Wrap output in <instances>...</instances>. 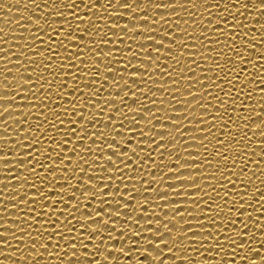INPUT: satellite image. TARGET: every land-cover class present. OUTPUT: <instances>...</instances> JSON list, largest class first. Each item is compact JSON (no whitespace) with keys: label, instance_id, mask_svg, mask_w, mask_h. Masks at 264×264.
Wrapping results in <instances>:
<instances>
[{"label":"bare ground","instance_id":"obj_1","mask_svg":"<svg viewBox=\"0 0 264 264\" xmlns=\"http://www.w3.org/2000/svg\"><path fill=\"white\" fill-rule=\"evenodd\" d=\"M52 2L53 0H47V4L45 0H0V29H2L0 37H3V40H0V48H8V52H0V57L8 55L9 61L14 62L19 58V52L26 51L24 45L27 44L30 49L32 48V52L28 51V57H25V62H27L29 57L36 61V66L29 63L26 64L25 67L10 62L7 64V67L11 69L12 72L4 73L0 71V81L8 84V89L5 90L6 85L0 83V95L11 96L17 93V99L15 101H0V104L10 109L0 116V136L5 137V141H0V143H4V149L0 150V155L15 154L19 147L17 138L22 140L24 142V148H27L29 146L28 140L31 139V137H28L29 131L39 136L35 127H24V124H41L40 120H36V116H40L42 119L47 117V119L51 121L53 119V111L59 113L67 109V111L71 113L73 110V103L77 109H86L82 112L85 117L84 121H80L79 116L60 117V119L64 121V128L62 131H67L72 126L73 121L78 125L77 132L79 135L71 136L68 140V148L63 149L64 154L73 160L72 165H67V161L61 163V161L56 160V153L52 152L54 151L52 148H55L57 151L62 149V145L53 144L50 139L53 136L57 139H62L60 133L49 131V139H42L40 142L41 146L37 149V151L42 153L39 159L43 161V163L48 162L44 161L45 156L48 152H51L52 161L58 166V170L51 173L52 183L44 185L41 191L45 194L52 191L67 193L63 199L72 205L71 211L74 213L76 220L82 222L77 225L76 220L72 221L69 227L73 233L77 235L81 234L77 232V228L83 230L85 224L88 225V232L98 227L97 224L90 223L92 217L85 214V208H87L88 212L93 214V217L96 216L100 207L105 208V212L100 215L103 216V220L107 221L110 226L108 228H103L104 245H100V235L92 237L93 243L86 240L83 241L84 244L88 245L86 249L80 248V241L67 242L69 244L75 242L77 243V248H79L77 250V256L74 258L75 264H104L105 257H107V264H152L151 257L143 254L144 248H149L148 251L153 257L156 256V253L152 251L149 245H145L143 241L138 242L140 244V253L133 251L131 253V260L127 257L129 255V248L134 242L131 233L140 230L136 228L133 221L138 220L140 225H145V220L140 219L141 213H143L145 217L152 216V222L155 223V219H163V216L159 215L161 212L170 217L176 215L174 211L179 207L180 209L177 211H181L180 214L184 215V221H181L180 217L176 216L177 221L169 222L165 220L164 222L168 223L169 227L175 225V228L178 229L181 227V230H183V227H188L186 222L194 225L197 223V221L191 220L193 217L189 215V212L192 211L193 199H200L201 197H203L201 202L200 200L195 201V203L200 204L197 206V211L191 213V215L199 216L208 213L212 216H216L217 221H223L225 225V227L221 228V232L227 231L228 221L225 219V216L230 215L233 219L242 216L243 218L241 217L240 219H244L248 223V228L245 229V231H248L247 235L249 240L248 244L244 246L245 251L243 253L238 251L235 257L232 256L230 249H226V251H228L227 255H224V252L218 254L217 250L212 247V245H209L208 241L202 242L204 247H200L199 244L186 246V250L182 251L180 254L189 255L188 264H225V262L226 264H244V256L249 257L248 264H264V247H261V244L264 243V157H262L264 156V148L260 146L264 145V136L256 134L259 133L260 128H264V120H261L264 119V47L260 46V44L264 42V36H262V33H264V10L253 8L251 6V0H243V2L249 4V7L247 9H241L239 12L235 11L239 6L237 0H207L206 3L205 0H197L195 5L196 8H192L193 5L191 4V0H148L149 7L145 11L136 9L137 11L132 13L122 12V16L119 17V19L112 17L113 20H108V18L105 17V21L108 24H116L117 26L127 25L131 29L132 25L137 23L138 29H146L147 26H149L147 21L130 20L129 18L131 15L136 17L148 15L149 19L151 17L152 19H159V15H165V21H161L159 25H152L153 27L160 28V33H156L157 36L155 39L157 43L162 41L165 47L156 49L155 45L149 44L143 51L145 53L152 52L151 57L145 55L132 60V52H138V45L146 43V38L144 36H134L133 38L136 40L134 41L129 39V36L137 35L136 33H129L126 35L123 32H119L118 35H113L112 32H109L97 21V26L102 30L101 34L107 32V38L102 41L101 34H97L96 28L91 27L90 23H80L77 28V22L72 21L68 12V9L73 6L72 0H64L63 3H60V0H55L57 3L55 6H52ZM97 2L100 3L101 0H97ZM257 2H259V0H257ZM76 3L79 4V0H76ZM114 3L115 0H113V4ZM167 3H175L177 7L167 9H154L152 7L154 4ZM226 3L228 4V8L225 12L224 6ZM206 9H208V11ZM49 10L53 12V15L47 12ZM113 10L116 9L109 8L108 11L96 12L95 15L107 16L109 12ZM76 11L82 15L85 9L83 5H80L77 7ZM120 11L125 10L120 9ZM58 12H64L67 20H60L57 16ZM153 12H156L157 15L153 16ZM222 12H225L224 16H221ZM41 13H45V15L41 17ZM189 13L193 15H189ZM232 15L241 19L246 27L237 28L239 35H232L229 33L231 38L225 40L224 33L233 26L231 24L233 22ZM37 18L41 19L39 20L40 25L47 28L48 26L45 24V21H47L50 25L52 24V28H56L57 31L53 32L52 28H48L47 33H45L43 29L38 31V26L36 27L35 24L30 22V20L36 21ZM82 18L88 19L83 17V15ZM219 18L226 19L229 23L226 25L225 29L218 33L221 44L216 43L217 36L213 35L211 31L214 27L212 22L215 21V23H219ZM90 19L95 21L96 17L93 16ZM177 20H179V24H176ZM61 24L64 25L63 29L59 27ZM172 27H180L176 29L178 33L177 36H174L171 32L173 31ZM217 27L221 26L217 25ZM70 29H75V34L71 39H65L64 37ZM182 29L187 30L188 36H180L179 32ZM112 31L120 30L112 29ZM205 32H207V35L210 37L209 41L204 42V44L208 45L207 49H205L204 45L201 43V39ZM33 33H35V37H33ZM140 34L151 35L152 33ZM245 34H247L248 37H244ZM165 35L169 38L176 39V45L171 44V39H162ZM250 37H255V40H251ZM40 38L44 43L40 42ZM50 38L56 40L53 49L58 51L59 55H57L49 65V68L52 70L48 71L44 69L40 62L45 56L49 55L47 48L48 45L52 43ZM242 38L249 39V45L253 43L256 45L255 52H251L248 48L240 49L245 57L243 61L240 56H237L236 53L231 50L233 45L239 47L240 44L243 43ZM73 40L78 41V43H73ZM4 41L8 43H4ZM61 41L64 47H60ZM182 43L187 44V47H181L180 45ZM102 44H106L107 47L99 48ZM116 45H119V47H116ZM93 46L97 53L95 58H93L92 53L89 51V47ZM129 46L131 48H128ZM169 47L172 48L171 53L167 51ZM109 48L113 49V54L116 56V61L118 62H115L114 66L111 68L114 74L108 75L109 69L106 68V64L108 63L106 56ZM41 49H43V51H41ZM120 49H124L123 53H121ZM213 49L215 50L213 51ZM157 51L159 53V58H157ZM69 52L73 53L74 68L73 63L65 61V57ZM76 52H80L79 59L74 55ZM9 53H12V55H9ZM33 53L36 54L33 55ZM169 55H171L172 59H166ZM229 56L235 59V64L228 65L232 68V72L229 73V79L233 81L238 79L240 81L235 87L231 88L226 82L224 83L225 92L236 94L234 105L231 103V98L225 96V93L221 92L219 88L215 86L223 81L225 75V73L221 72L215 65L219 62L223 67L225 60H227ZM193 57L200 67H196V63H194L192 59ZM147 59H151L152 63H146ZM81 60L86 63L82 64ZM177 60L180 61L179 64L176 63ZM128 61H130V64L127 63ZM62 62L64 66L63 72L60 69ZM4 63L3 60H0V69L4 67ZM157 65H168L165 70L170 73L173 78L183 77L178 89L176 85L173 84L172 80H167L165 76L161 75L160 71H156ZM15 67H20V69L17 70ZM85 67L87 71L82 72L81 70ZM133 67L148 70L143 72V74L136 73L137 78H141V75L143 77L139 84H134L132 82L131 75ZM189 68L195 71V76H192L193 73L188 71ZM68 69H72V71H68ZM241 69L244 70L241 71ZM153 73L155 74L152 75ZM217 73H219V79H217ZM76 74H79L81 79L79 81V91L74 93L73 89L76 87ZM29 75L32 77L31 81L27 80ZM4 76H8V80H4ZM13 76H15V78ZM38 76H43L47 80V83H45V80L37 79ZM105 77L109 81V84H103V79ZM121 77H123V79ZM149 77L151 78L149 79ZM93 79H95L93 87H86L85 85L93 83ZM144 80H147L146 84ZM190 80L200 81L198 84L191 85V92L193 95H197L201 98L200 103H203L209 109V112H205L204 109L199 106L197 100H194L196 98L189 95L188 82ZM117 81L118 83H116ZM25 82L33 86V91L40 97L39 100H36L32 92L27 88H16V85H21ZM60 83H66L67 88L61 90L59 88ZM245 83L247 84L246 89L244 88ZM125 84L131 85L132 91L137 88H139V91L133 96L128 88H126L127 86L124 87ZM201 85L206 87H202ZM41 86L45 90L51 86V94L47 91L40 92L39 89ZM161 87L165 90L160 89V91H155L156 88ZM97 90H99L98 98L90 97L92 93ZM61 91L63 98L58 95ZM207 92H211L212 95H207ZM81 93H83V96H81ZM217 94L224 100V109L226 110L219 111V115L224 119H217L215 121L217 128L212 129L214 134L205 139L204 136L208 132V128L205 127V124L212 118V115L218 111L216 106L219 105V101L215 99ZM21 95L23 99H21ZM174 96L175 99H173ZM120 97H125L127 103L126 105L123 103L119 105L120 111L115 113L116 118L114 117L115 120L112 125H108L107 121L110 115L114 116V114H112V109L117 107V105H112L111 108H106L107 105H105L104 113L100 114L98 108H90L87 103V99H97L99 103L102 102L103 99H116L119 101ZM133 99L137 100L136 104H133ZM152 100H155V105L151 103ZM41 101H46L47 109L50 110L42 108L40 106ZM9 103L12 105H8ZM141 103H143L145 107L141 108ZM33 104L36 106H33ZM129 109H131V111H129ZM137 110L148 117L155 114L157 118L161 119L152 121V123L155 124V129H153L151 125H148L147 120L142 119L141 114H134ZM0 111H3V109L0 108ZM125 112H128L127 118L122 117V113ZM23 115H25L24 119H28L27 121H23ZM133 115L135 116L133 117ZM185 115L187 116L186 119L183 118ZM228 115H232L233 119L228 120ZM241 115L244 117L251 116L252 118L248 119V121L238 119ZM93 116H97L98 121L95 127L87 123ZM17 118L22 121L20 125H17L18 121L15 120ZM133 118L139 121L146 135L156 136L158 140L164 139V143H166L165 146L159 151H156L155 145L150 141L155 139V137H149L150 140L144 141L145 145L141 147H145V151H140L135 145H131L130 147L135 148L138 156L141 158L137 163H144L143 158L146 156V152L149 148H152L150 151L152 152L155 163L148 161L147 164H150L151 167L145 165L141 170L136 168V164H128L125 169L124 184H121L119 173L116 172V169L113 168L112 165L107 164V157L111 155V153L105 149V155L101 158L102 165L107 167L109 173H113L114 175L109 177V173L105 172H99L97 175L98 180L103 181L102 186L105 189H110V191H107L98 199L89 200L88 197L92 195V192H87V195H81V192L85 191V184L89 183L88 176L92 174V169H88V175L84 176L85 184L78 185L79 172L76 173L75 178L72 176V173L77 167L76 161L79 157L72 156L71 149L76 148L77 151L83 149L84 146L78 144L80 136L85 137V144L91 145L94 152L97 151V146L91 144V139L87 138L85 133L81 131V126H86L89 131L97 132V135H100V132L103 131L105 136L108 137H105L107 142L111 143L112 137H115L119 144L122 145L127 137L134 140L143 139V137L131 135L133 131H139V129L134 128L136 125L130 123ZM201 120H203V123H199ZM4 121H7V123L5 124ZM121 122H123V128L120 127ZM245 122L247 124H245ZM173 124H182L183 127L178 130L173 127ZM225 124H227L228 127L225 128ZM73 127H75V125H73ZM113 128L125 132L126 135H116ZM189 128L192 130L186 131ZM41 130H48V124H41ZM181 131H183V137L180 135ZM160 132H164L165 135L163 137L159 136L158 134ZM244 133H247L245 139L243 138ZM217 136H223L225 144H227L228 147L217 146ZM173 138L176 139L175 144L170 142ZM97 139H102V137L98 136ZM13 143H17V147H12L11 145ZM97 143H99V141H97ZM201 143L206 146V149L200 146ZM245 144H248V148L246 149L242 147V145ZM112 147L118 148L119 145H112ZM24 148L18 150L19 155H24ZM123 150L127 149H120L121 152H123ZM217 151H228V161L225 162L215 156L214 154ZM241 151H247L248 153L247 158L244 160L247 166L241 169V171L245 173L241 175V177H236V174H239L241 166V160L236 158L240 155L239 153ZM160 152H162L161 156ZM253 152H255V155H253ZM128 155L130 156L131 153L129 152ZM204 157L210 161V165L203 164ZM25 159H27L26 156ZM87 159L91 161L94 157H87ZM133 159L135 160L136 158L133 157ZM145 159H147V157ZM178 159L181 169L173 170L183 171L181 173L183 174V176L180 177L181 179H190L192 176L198 177L199 186L204 187L205 191L210 194L212 199H208L207 196L204 197L203 192H196L194 189L197 185L179 184V179L175 176L178 174L171 173L168 168L175 167V163ZM233 159H236V167L232 165ZM248 159L257 161L260 166L256 167L255 164L249 163L247 161ZM17 160L18 156H14L11 165L3 164L10 163V161H0V189H3V193L0 194V203L4 206V209L0 207V215L3 217L0 219V224L5 223L13 227H15V224H19L20 227L23 228L25 223L16 220L21 214L20 210L13 209V205H11V203H16V201H4L3 196L18 194L17 192H9L17 185V181L12 179V175L14 174H20L21 177L25 175L28 176L29 184L17 185L16 190L20 192L21 198H23L22 195L25 189L28 188L29 200L38 196V193L33 192L29 185L32 183L42 184L43 180L42 177H33L27 172H21V168L25 166L20 165L16 167ZM112 160L117 164L120 163L116 156H112ZM161 160L163 164H161ZM185 160H196L197 164L188 165L185 164ZM128 162L131 163V161ZM187 162L191 163L192 161ZM33 163H35V161H33ZM45 166L47 167V165ZM65 166L69 169L67 173L60 171ZM122 166L123 165H121V167ZM8 167H12L13 172L6 174L4 169ZM80 167L87 168L88 165L81 164ZM197 168H199V172H197ZM129 169L131 171H129ZM184 169L190 170L184 171ZM217 169H220V171H217ZM37 170H39V166H37ZM221 172H225L236 185L235 188H233L231 184H227V189H224L223 196L225 200H228V204L224 212L217 215L219 212L217 205L225 207L223 200L216 197V191H221V188L216 187L218 181L223 179ZM65 177H68V183L64 184V187L61 188L60 184L64 183ZM128 177H134L132 183H128ZM141 177L145 180L148 179L149 182L155 179L156 181L148 186L156 187L159 191L155 192L149 189V192L145 193L143 188L147 187V185L143 187L140 185L139 180ZM241 181L248 186L246 190H242ZM90 183L98 185V181H90ZM185 183L188 182L185 181ZM170 184H176L183 190L180 196L175 195L173 189L169 187ZM208 184L210 187H207ZM99 186L100 185H98V187ZM125 186L129 189L135 188V191H139L140 194L136 195L135 191L126 192L124 190ZM77 187L80 188V191L76 190ZM117 188L120 189L119 193L116 191ZM213 188H216V191H213ZM160 191H167L169 195L162 200L159 196L163 195V193ZM235 193L239 194L233 195ZM73 194L77 199L68 201V196ZM120 195L125 197L124 201L119 200ZM133 196H135L133 203H127V201L132 200ZM113 197H115V199H113ZM241 197H243L244 200H241ZM61 198L60 196H49L53 205ZM102 200H107V203L102 204ZM164 200H170L172 203L165 204ZM233 200L236 201V204H233ZM41 203L42 201L37 200L35 204L29 205V208L36 211L38 215H43L40 210ZM117 203L122 204L123 207L118 209L116 207ZM78 204L80 211H76V206ZM109 204L112 205L111 208L108 207ZM142 204L145 206L142 207ZM238 204H241L243 208L241 211L237 210L236 205ZM147 205L150 206L148 207ZM249 205L252 207H249ZM20 207L25 212L29 210L23 205ZM45 207L50 213L54 212L50 218L51 220H57L58 217L57 227L67 232L68 228L65 227V224L67 223L66 215L69 209L65 208L63 204L56 206L54 210L47 204H45ZM227 209H231V212H228ZM60 211H64L66 215L59 216ZM108 212H112L113 214L118 212L120 218L116 219L113 217L112 220H109L107 215ZM153 213L156 215H153ZM249 215L252 217L251 220L248 219ZM48 219V217H45V220ZM44 223L45 221H41L42 225ZM203 223L208 225L209 221L205 219ZM237 223H239V221H237ZM229 226L239 228V224H230ZM100 227H102V224ZM0 231L15 232L17 238L24 235V233L16 231L15 228L5 227L0 228ZM201 231H203V229H201ZM212 231H215V229H212ZM236 231H240V229H236ZM122 232L124 233L123 235H121ZM109 233L111 239H109ZM83 234L87 236V233ZM5 235H9V237L0 236V240L7 239L9 244L7 247L0 246V253H3L0 255V264H62V261L63 264H68V252H61V248L67 247L64 241H60V247H57L55 245L56 238L53 237L54 244L48 242L49 247L45 249L40 247L42 241L38 239L20 241L11 238L9 233H5ZM173 235H178L176 229H173ZM189 235H191V233H189ZM219 235L221 236L220 243L223 246L224 233H219ZM144 236L153 238L149 233H144ZM24 239L27 238L24 237ZM193 239L204 240L211 239V237H206L205 235L203 237H193ZM157 243H159V241H157ZM213 243H215V241H213ZM32 244H35L36 247L33 248ZM96 246L100 248L96 249ZM162 249L163 245L161 244V249H157L156 251L159 252ZM250 249L259 251V253H254V251ZM121 250H123L124 254H121ZM84 251L88 253L84 254ZM96 251H100L99 257L95 255ZM109 251L113 252L111 253L112 256L108 255ZM168 251V249H164V264H181L179 260L175 262L172 260V258H175V253L178 249H174L171 254H168ZM12 252H15L16 255L13 256L11 254ZM53 252L59 254V259L49 255V253ZM156 264H158V262H156Z\"/></svg>","mask_w":264,"mask_h":264},{"label":"snow or ice","instance_id":"obj_2","mask_svg":"<svg viewBox=\"0 0 264 264\" xmlns=\"http://www.w3.org/2000/svg\"><path fill=\"white\" fill-rule=\"evenodd\" d=\"M64 0H60V3H63ZM207 2V0H205V3ZM45 3L47 4V0H45ZM197 3V0H191V4L193 5L192 8H196L195 5ZM238 3V7L235 9L236 12H239L241 9H247L249 7L248 3L243 2V0H237ZM57 3L55 2V0H53L52 2V6H55ZM72 7L68 9V12L71 16L72 21L77 22V28L79 26L80 23H90L91 27L96 28V32L97 34H101V28L97 26V21H99V24H102L104 28H106L109 32H112L113 35H118L119 32H123L126 35H128L129 33H136L137 35H133V36H129V39H132L134 41H136L133 37L134 36H144L146 38V43H142L138 45V49L139 51H129L132 52L131 55V59L135 60L138 59L140 57H143L145 55H147V57H151L152 56V52H147L145 53L143 50L146 49L148 47L149 44L155 45L156 49L159 48H163L165 47V45L163 44V42H159L157 43L155 37L157 36L156 33H160V28L159 27H153L152 25H159L161 23V21H165V15H159V19H152V17L149 19L148 15H143L140 17H136L131 15V17L129 18L130 20H140V21H147L149 26H147L146 29H138L137 28V23H134L132 25V28L130 29L127 25L124 26H117L116 24H108L105 21V17L108 18V20H113L112 17H116L117 19H119V17H121V13H132V12H136V9H140L139 11H145L148 7H149V2L148 0H115V3L113 4V0H101L100 3L97 2V0H79V4L76 3V0H72ZM80 5H83L85 11L83 12V17H86L88 19H83L82 15L80 13H78L76 11L77 7H79ZM143 6V7H142ZM251 6L253 8H258L261 10H264V0H259V2H257V0H251ZM152 7L154 9H167V8H175L177 7V4L175 3H167V4H154L152 5ZM182 7V5H181ZM225 12L227 11L228 8V4H225ZM109 8H114L116 10H113L111 12H109V14L107 16H96L95 13L96 12H105L108 11ZM120 9H123L125 11H120ZM208 11V9H206ZM48 13H51L53 15V12L51 10L47 11ZM225 12L221 13V16L225 15ZM175 14V13H174ZM45 15V13H41V17H43ZM157 15L156 12H153V16ZM167 15V14H166ZM189 15H193L192 13H189ZM57 16L59 17L60 20H67V18H65L66 16L64 15V12H58ZM95 16L96 20L93 21L90 18ZM39 20L38 19L36 21H31V23L35 24L37 27V30H41L43 29L45 33L48 32V28H52V24L50 25L47 21H45V24L48 26L47 28H45L44 26L39 24ZM219 23H215V21L212 22V24H214L213 29L211 30L213 35L217 36L216 39V43L217 44H221V41L219 39L218 33L221 32V30L225 29L226 25L229 24L227 22L226 19H220ZM232 27L229 28L227 30V32L224 33L225 35V40L231 38L229 33H231L232 35H239V33L237 32V28H244L246 27V25H244L243 21H241V19H238L235 15H232ZM142 24V23H141ZM176 24H179V20L176 21ZM144 25V24H143ZM217 25H220L221 27H217ZM60 29L64 28V25L61 24ZM173 31H171L174 36H177V32L176 29L180 28V27H172ZM112 29H117L120 31H112ZM126 30V31H123ZM53 32H56L57 29L56 28H52ZM75 29H70L67 33V35L64 37L65 39H71V37L75 34ZM0 32H2V29H0ZM140 33H152L151 35H142ZM180 36H188V32L186 29H182L179 32ZM47 35V34H45ZM262 36H264V33H262ZM33 37H35V33H33ZM244 37H248L247 34L244 35ZM107 38V32H104L103 34H101V40H105ZM171 39V44L172 45H176V39L174 38H169L167 35L163 36L162 39ZM52 40V43L48 45L47 51L49 52L48 56H45L44 59L40 62L45 70L51 71L52 69L49 68V65L52 63V61L55 59V57L57 55H59L58 51L53 49V45H55L56 40H53L52 38H50ZM210 37L207 35V32H205V34L203 35L202 39H201V43L204 45L205 49H207L208 45L204 44L205 41H209ZM243 39V38H242ZM251 40H255V37H250ZM0 40H3V37H0ZM34 42V40H33ZM40 42L44 43V41L40 38ZM73 43H78V41L73 40ZM4 43H8L7 41H4ZM181 47H187V44L182 43L180 45ZM261 47H264V42H262L260 44ZM60 47H64L63 42L61 41L60 43ZM104 48L107 47L106 44H102L99 46V48ZM116 47H119V45H116ZM24 48L26 49V51H22L19 52V58H17L14 62L13 61H9V56H2L0 57V60H3L4 63V67L2 69H0V71L2 72H12L11 69H9L7 67L8 63H14L15 65H20L22 67H25L26 64H31L33 66H36V61L34 59H31L29 57V59H27V62H25V57H28V51L32 52V48L30 49L28 47L27 44L24 45ZM128 48H131L130 46ZM243 48H248L251 52H255L256 51V45L253 43L251 45H249V39H243V43L240 44L239 47H237L236 45H233L231 50L233 52L236 53L237 56L241 57V60L243 61L245 59L243 52L240 49ZM215 49H213L214 51ZM41 51H43V49H41ZM67 51V49H66ZM89 51L92 53L93 58L96 57L97 53H96V49L95 47H89ZM121 53H123L124 49H120ZM168 53L172 52V48L169 47L167 49ZM0 52H8V48H0ZM102 52V51H101ZM36 53H33V55H35ZM9 55H12V53H9ZM74 55L79 59L80 58V52H76L74 53ZM227 55V54H225ZM157 58H159V53L157 51ZM106 59L108 61V63L106 64V68L109 69L108 71V75L109 74H114L111 71V68L114 66L116 61V56L113 54V49L109 48L108 49V53L106 56ZM166 59H172L171 55L167 56ZM193 62L196 63V67H200L199 64H197V62H195V58L193 57ZM65 61L68 63H73V68L75 67V64L73 62V53L69 52V54L65 57ZM103 62V61H102ZM82 64H85L86 62H84L83 60H81ZM127 63L130 64V61H128ZM146 63L151 64L152 60L151 59H147ZM177 64L180 63L179 60L176 61ZM229 64H235V59L234 57L229 56L227 60H225L224 62V66L222 67L219 62L216 63L215 67L219 68L221 72H224V78L223 81L220 84L215 85L217 88H219V90L221 92L225 93V96H229L231 98V103L234 105L235 104V93H230V92H225L224 89V83L226 82L228 84V86L231 87H235L236 84L240 83V81L238 79H236L235 81H233L232 79H229V73L232 72V68H230L228 65ZM168 65H157L156 67V71H160L162 76H165L167 78V80H172L173 84L176 85L177 89L179 88V84L181 82V80L183 79V77L180 78H173L171 76L170 73H168L165 69H167ZM15 69L19 70L20 67H15ZM61 71H64V66H63V62L60 66ZM127 70V69H125ZM244 69H241V71H243ZM68 71H72V69H68ZM82 72H86L87 68H83L81 70ZM148 71L147 69H141V68H137V67H133L132 68V75H131V79L132 82L134 84H139L141 83V79L143 78L141 75V78H137L136 73H141L143 74V72ZM189 72L193 73L192 76H195L196 73L192 68L188 69ZM155 73H153L152 75H154ZM217 75V79H219V73L216 74ZM15 78V76H13ZM123 79V77H121ZM151 77H149L150 79ZM37 79L39 80H45V83H47V80L43 77V76H38ZM81 79V76L79 74H76V87L73 89V92H78L79 91V81ZM4 80H8V76H4ZM27 80L31 81L32 77L29 75L27 77ZM94 81L95 79H93V83L92 84H87L85 85L88 88H92L94 85ZM167 82V81H165ZM0 83H3L2 81H0ZM118 83V81L116 82ZM144 83H147V80H144ZM200 83L199 80H190L188 82V86H189V95H191L192 97H195L197 100V102L199 103V106L201 108L204 109L205 112H209V109L203 104L200 103L201 98L197 95H193L191 92V85L192 84H198ZM6 85L5 90L8 89V84L3 83ZM103 84H109V81L107 80V78L105 77L103 79ZM127 86L126 88H128V90L132 93L133 96L136 95V93L139 91V88L134 89V91H132L133 89L131 88V85L125 84L124 87ZM202 87H206L204 85H201ZM16 88H27L30 92H32L33 97L36 100H39L40 97L36 95V92L33 91V86L27 82H25L24 84L21 85H16ZM59 88L61 90L66 89L67 88V84L66 83H60ZM244 88H247V84H244ZM160 89H164V88H156L155 91H160ZM40 92H44L47 91L49 94H51V86H49V88L47 90H45L42 86L40 87ZM165 90V89H164ZM153 91V90H152ZM153 91V92H155ZM98 93L99 90L95 91L92 93V95L90 97H94V98H98ZM178 93V92H176ZM141 94H145V93H141ZM58 95L62 97V91L60 93H58ZM207 95H212L211 92H207ZM250 95V93H249ZM81 96H83V93H81ZM17 99V93L11 95V96H4V95H0V101H5V100H10V101H15ZM21 99H23V96L21 95ZM173 99H175V96L173 97ZM215 99L219 101V105H217L216 107L218 108L217 113L212 115V118L209 119L207 121V123L205 124V127L208 128V132L207 134L204 136L205 139H207L208 137H210L211 135H213V131L212 129L217 128V125L215 123V121L217 119H221L223 120L224 118L221 117L219 115V111L220 110H226L224 109V100L220 98V96L217 94L215 96ZM87 103L88 106L90 108H98L100 110V114L104 113V109H105V105H107L106 108H111L112 105H117V107H115L114 109H112V114L108 117V125L113 123V121L115 120V113L120 111V104H125L126 105V101H125V97H120L119 101L116 99H103L102 102H97V99H87ZM137 100L133 99V104H136ZM151 103L153 105H155V100H152ZM163 103V102H162ZM8 105H12V104H8ZM33 106H36L35 104H33ZM40 106L42 108H45V110H50L47 109V102L46 101H41ZM141 108L145 107V105L143 103H141L140 105ZM0 108L3 109V111H0V116H2L4 113L8 112L10 109L8 107H6L3 104H0ZM86 110V109H77L75 107V104L73 103V110L71 113H69L67 111V109H64L63 112H54L53 111V119L51 121H49L47 119V117H44L43 119L40 116H36V120H40L41 124L47 123L48 124V130H41V124H34V125H27L24 124V127H35L36 131L39 133V136H36L33 132L29 131L28 132V137H31V139L28 140V147L24 148V142L22 140H20L19 138H17L19 147L18 150L21 148H24V155H19L18 150L15 154L13 155H0V161H10V163H3L5 165H11L13 163V157L14 156H18V160L16 163V167H19L20 165H24V168H21V172H27L29 175H32L33 177L39 176L42 177L43 183L42 184H36V183H32L31 185H29L30 189L33 192L38 193L37 197H33L32 200L28 199V188L25 189L24 194L22 195L23 198H21V194L18 190H16V186L20 185V184H24V185H28L29 181H28V176L25 175L23 177H21V175H12V179L17 181V185L14 186L12 188V190H10L9 192H17V195H13V196H3V200L4 201H16V203H11V205H13V209H18L20 210V215L16 218L17 221H20L22 223H25V226L23 228L20 227L19 224H15L13 227L12 225H7V224H0V228H5V227H9V228H15L16 231L22 232L24 233V235H21L20 237H16V233L15 232H8V231H0V236L3 237H9V235H5V233H9L11 238L14 239H18L20 241H24V240H30V239H38L40 241H42V243L40 244V247L47 249L49 247V243L48 242H52L53 243V237L56 238V243L55 245L57 247H60V241H64L67 244L66 248H61V252L67 251L68 252V264H75L74 262V258L77 256V250L79 248H77V243L73 242V243H67L68 241H80L79 245L80 248H87L88 245L84 244L83 241H89L90 243H93V239L92 237H95L97 235H100V245H104L105 244V239L103 236V228H108L110 225L107 221L103 220V216L100 215L101 213L105 212V208L104 207H100L97 211V214L95 217H93V214L91 212H88L87 208H85V214L89 217H92L90 220L91 224H97L98 227L95 229H92L91 232H88V225L85 224L83 230L77 228V232H80L81 234L77 235L75 233L72 232L71 228L69 227V225L72 224L73 220H76V217L74 215V213L71 211L72 209V205L68 202H66L63 197L67 195L66 192H58V191H52L48 194H45L44 192L41 191V189L44 187V185L52 183V177H51V173L52 172H56L58 170V166L52 161V154L51 152H48L47 155L45 156V160L44 161H48L47 163H43V161H41L39 159L40 155H42V153H40L39 151H37V149L40 148L41 144V140L42 139H49L48 136V132L49 131H55L57 133H60L62 136V139H57L55 136L51 137V142L53 144H60L62 145V149L60 151H57L55 148L54 151L56 153L55 159L61 161V163H64V161H67V165H72L73 164V160L66 156L63 152L64 148H68V140L71 136H78L79 133L77 132V127L78 125L75 123V121H73L72 126L67 130V131H62V129L64 128V121L63 119H60L61 116H71V117H75V116H79V120L80 121H84L85 117L82 114V112ZM246 110V109H243ZM129 111H131V109H129ZM241 111V110H240ZM151 112V111H148ZM242 112V111H241ZM128 113V112H127ZM127 113H122V117L127 118ZM31 114V113H29ZM134 114H141L142 115V119H145L148 121V125H151L153 129H155V124L152 123L153 120L155 119H159L157 118L155 114H153L151 117L146 116L144 113L139 112L137 110V112H135ZM22 115V114H21ZM23 115V121H27L28 119H24ZM135 115H133L134 117ZM115 117V118H114ZM179 118V117H178ZM184 119L187 118V116L185 115V117H183ZM252 118L251 116L249 117H244L243 115H241L240 117H238V119L244 120V121H248V119ZM228 120H232L233 117L232 115H228L227 117ZM16 121H18L17 125H20L22 123L21 119L17 118L15 119ZM264 120V119H261ZM91 122V123H90ZM4 123L6 124L7 121H4ZM88 124L93 125V127H95L98 123L97 121V116H93L91 119H89L87 121ZM131 124L136 125L134 128L139 129V131H133L131 133L132 136H139V137H143V139L140 140H134L131 139L130 137H127L125 139L124 144L120 145L119 142L115 139V137H112L111 139V143L107 142V140L105 139V134L103 131L100 132V135H97V132H93V131H89V129L86 126H81V131H83L85 133V136L89 139H91V144L92 145H96L97 146V151H93V148L91 145H87L85 144V137L84 136H80L79 140H78V144L79 145H83V149L81 151H77L76 148H72L71 149V155L72 156H77L79 157V159L76 161V169L75 171L72 173L73 178L76 177V173L79 172L80 176L79 179L77 181L78 185L80 184H85V180H84V176L88 175V169H92V174L88 176V180L89 183L85 184V191L81 192V195H87V192L91 191L92 195L90 197H88L89 200H94V199H98L100 196L104 195L107 191H110V189H105L102 185H103V181L102 180H98V173L99 172H105V173H109V170L107 167H104L102 165V157H104L105 155V149H107L108 152L111 153V155H109L107 157V164L112 165L113 168L116 169V172L119 173V178H120V182L121 184H124V180H125V169L127 168L128 164H136V168L138 170H141L144 168L145 165H147L148 167H151L150 164H147L148 161H151L152 163L154 162L153 156H152V152L150 151L149 148L146 152V156L143 158L144 163H137V161L141 160V158L138 156V153L136 152L135 148L130 147L131 145H135L136 148H139L140 151H145V147H141L144 144V141H148L150 140L149 137H155V139L150 140L152 141V143L155 145L156 147V151H159L162 147L165 146L166 143L164 139H157L156 136H150V135H146L143 131V127L139 124V121L135 120L134 118L130 121ZM199 123H203V120L199 121ZM158 124V123H157ZM245 124H247L245 122ZM73 125H75V127H73ZM147 125V126H148ZM121 128H123V122H121L120 125ZM173 127L176 129H181L183 127V125H176L173 124ZM224 127H228L227 124L224 125ZM192 129L189 128L186 131H191ZM259 134L260 136H264V128H260L259 129ZM113 131L116 132V135L118 136H125V132L118 130L116 128H113ZM155 131V130H154ZM154 131H150V132H154ZM159 136L163 137L165 135L164 132H160L158 134ZM181 137H183V131H181L180 133ZM247 133L243 134V138L245 139ZM102 137V139H97V137ZM18 137V136H17ZM222 137V138H221ZM108 138V137H107ZM0 141H5V137L4 136H0ZM97 141H99V143H97ZM172 144L176 143V139L173 138L170 141ZM238 142V140H237ZM112 145H119L118 148H113ZM216 145L219 147H228L227 144H225L224 141V137L223 136H217L216 138ZM12 147H17V143H13L11 145ZM202 148L206 149V146L203 145V143H201L200 145ZM262 148H264V145H260ZM242 147L244 149L248 148V144L242 145ZM127 149V150H123V152L120 151V149ZM4 149V143H0V150ZM167 149V148H165ZM131 153V155L129 156L128 153ZM240 155H238V157L236 159H240L241 160V166H240V171L239 174H236V177H241V175H243L245 172H242L241 169L246 167V163H244L245 158H247L248 153L247 151H241L239 153ZM162 155V152H160V156ZM215 156L219 157L220 159L224 160L225 162L228 161L229 158V152L228 151H224V152H220L217 151L215 154ZM253 155H255V152H253ZM25 156L27 157V159H25ZM112 156H116L117 159L119 160V164L115 163L112 160ZM87 157H94V159H92L91 161H89L87 159ZM133 157H135L136 159L134 160ZM147 157V159H145ZM264 157V156H262ZM236 159L232 160V165L234 167L237 166L236 164ZM33 161H35V163H33ZM128 161H131V163H129ZM179 159L177 160V162L175 163V167H168L169 171L171 173H176L178 175H175L178 179H179V184L180 185H186V184H190V185H197L195 187V191L196 192H203L204 193V197L207 196L208 199H212V197L210 196V194L205 191L204 187H200L199 186V180L198 177L196 176H192L190 179H181L180 177L183 176V174H181L183 171H175L173 169H181V165L179 164ZM187 161H192L191 163L187 162ZM249 163L251 164H255L256 167L260 166L259 163L255 160L252 159H248L247 160ZM83 164H87L88 167L87 168H81L80 165ZM161 164H163V161L161 160ZM185 164L188 165H193V164H197L196 160H185ZM203 164L205 165H210V161L208 159H206L204 157L203 160ZM47 165V167L45 166ZM121 165H123L121 167ZM37 166H39V170H37ZM158 167V165H157ZM190 169H184V171H188ZM60 171H62L63 173H67L69 171L68 167L65 166L63 169H61ZM129 171H131L129 169ZM217 171H220V169H217ZM4 172L7 173H12L13 172V168L12 167H8L6 169H4ZM20 172V173H21ZM197 172H199V168H197ZM47 173V174H46ZM112 175H114L113 173H109V177H111ZM221 176L223 177L222 180L218 181L217 186L221 188L220 192L216 191V188H213V191H216V197L223 200V204L225 207H221L219 205H217V208H219V212L217 213V215H220L221 213L224 212L227 204H228V200L224 199L223 196V191L224 189H227V184H231L233 186V188H235V182L231 180V178L225 173V172H221ZM133 178L134 177H128V183H132L133 182ZM90 181H98V185H100L98 187V185H94L92 183H90ZM155 179H152L151 182L147 180H145L143 177L140 178L139 183L140 185L143 187L144 185H147V187H144L143 190L145 193L149 192V189H151L152 191H159L158 188L156 187H149L148 185H151L153 182H155ZM185 181H187L188 183H185ZM68 183V177L64 178V183L60 184V187L63 188L64 184ZM242 184V190H246L247 189V185L241 181ZM174 185V186H173ZM169 187H171L173 189V192L175 193L176 196H180L182 193V189H180L176 184H170ZM207 187H210V185L208 184ZM77 191H80V188L77 187L76 189ZM126 192H133L135 191V188L133 189H129L127 186H125L124 189ZM117 193L120 192V189L117 188L116 189ZM163 193V195H160V199H164V197L168 196L169 193L167 191H160ZM3 193V189H0V194ZM136 195H139V191H135ZM239 193H235L233 195H237ZM60 196L62 197L61 199L57 200L55 202V205H53V202L49 199V196ZM77 199V197L73 194L71 196H68V201L71 200H75ZM113 199H115V197H113ZM203 199V197H201L200 199H193L192 203H193V207L191 208L192 211L189 212V215L191 217H193L194 221H197V223L194 225L192 223H187L186 225L188 227H183V230H181L180 228H175V225H173V227H169L168 223H165V220H168L169 222H173V221H177L176 220V216H179L181 221H184V215H181V211H177L178 209H180L179 207H177L175 209L174 212H176V215L173 216H167L165 215L163 212H161V214H159L160 216H163V219H155V223L152 222V216L149 217H145L143 215V213H141L140 219H144L145 220V225H140L138 220H134L133 223L136 226V228H139V231L136 232H132L131 236L133 238V244L132 246L129 248V255L127 256L129 260L132 259V255L131 253L133 251L140 253V244L138 242L143 241L145 245H149L152 248V251L156 253V256L153 257L151 256V254L149 253V248L145 247L143 254H146L147 256L151 257V262L152 264H156V262H158V264H164V249H168V254L173 253L174 249H178V251H176L175 253V258H172V260L175 261H180L181 264H188L189 262V255H181L180 253L182 251L186 250V246H190L193 244H199L200 247H204V244L202 242L204 241H208L209 245H212V247H214L217 250V253H221L224 252V255L228 254V251L230 249L232 256L235 257V255L237 254V252H244V246L246 244H248V240L249 237L247 235L248 231H245V229L248 228V223L247 221H245L244 219H240L242 216L236 217L235 219H233L230 215L225 216V219L228 221V225H227V231L221 232V228L225 227V225L223 224V221H217L216 216H212L208 213H205L203 215H191V213H194L197 211V206L200 203H195L196 200H201ZM37 200L42 201V203L40 204V210L43 213V215H38L36 211L32 210L31 208H29V205L31 204H35L37 202ZM119 200L120 201H124L125 197L123 195L119 196ZM135 200V196H133L132 200L127 201V203L131 204L133 203V201ZM241 200H244L243 197H241ZM172 201V200H171ZM165 204L167 203H172L170 202V200H164ZM102 204L107 203V200H102L101 201ZM45 204H47L48 206H51L53 208V210L55 209L56 206H59L61 204L64 205L65 208L69 209V212L67 213V215L65 214L64 211H60L59 212V216H65L66 215V221L67 223L65 224V227L68 228L67 232H64L62 229H59L57 227V223H58V217L57 220H51V216L54 214L50 213L48 211V209L45 207ZM233 204H236V201L233 200ZM243 204V203H241ZM241 204L236 205L237 210L241 211L243 208L241 207ZM21 205L25 206L26 208H28L29 210L27 212H25L23 209H21ZM142 207H144L145 205L142 204ZM148 207L150 205H147ZM0 207H2L4 209V206L2 203H0ZM109 208L112 207L111 204L108 205ZM116 207L119 209L121 207H123L122 204L117 203ZM211 207V206H208ZM249 207H252L251 205H249ZM76 211H80V207L79 204L76 206ZM228 212H231V209H227ZM109 220H112L113 217H115L116 219H119V213L117 212L116 214H113L112 212H108L107 213ZM131 215V214H130ZM153 215H156L155 213H153ZM45 217H48V220H45ZM98 217V218H97ZM2 215H0V219H2ZM243 218V217H242ZM251 215H249L248 219L251 220ZM207 219L209 221L208 225H205L203 223V221ZM41 221H45V223L42 225ZM237 221H239V223H237ZM77 225L81 224L82 222L79 220H76ZM102 224V227H100V225ZM230 224H239V228L236 227H230ZM173 229H176L178 232V235H173ZM201 229H203V231H201ZM212 229H215V231H212ZM236 229H240V231H236ZM83 233H87V236H85ZM144 233H149L151 234V237L153 238H148L146 236H144ZM189 233H191V235H189ZM219 233H224L223 236V241L224 244L222 246V244L220 243L221 241V236L219 235ZM124 233L122 232L121 235H123ZM206 237H211V239H204V240H197V239H193V237H197V236H205ZM24 237H26L27 239H24ZM182 238V241H181ZM109 239H111V235L109 233ZM157 241H159V243H157ZM213 241H215V243H213ZM9 244V241L7 239L5 240H0V246H4L7 247ZM54 244V243H53ZM161 244L163 245V249L159 252H157V249H161ZM171 245V246H170ZM32 247L35 248L36 245L32 244ZM261 247H264V243L261 244ZM99 246H96V249H99ZM106 250V249H104ZM251 251H254L252 249H250ZM84 254H87V251L83 252ZM99 253L100 251H96L95 255L99 257ZM111 251L108 252L109 256L111 255ZM254 253H259V251H254ZM3 253H0V255H2ZM13 256L16 255L15 252L11 253ZM121 254L123 253V250H121ZM199 254V253H197ZM49 255H52L54 257H56L57 259H59V254L53 252V253H49ZM259 257V256H258ZM248 256H244L243 260H244V264H248ZM99 260V259H96ZM147 260V259H145ZM107 264V257H105V261L104 264ZM63 264V261H62ZM226 264V262H225Z\"/></svg>","mask_w":264,"mask_h":264}]
</instances>
